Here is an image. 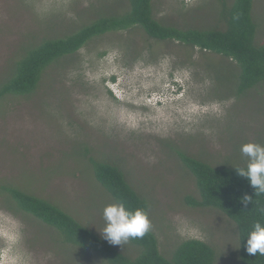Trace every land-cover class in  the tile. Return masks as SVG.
<instances>
[{"label":"rangeland","instance_id":"374dc122","mask_svg":"<svg viewBox=\"0 0 264 264\" xmlns=\"http://www.w3.org/2000/svg\"><path fill=\"white\" fill-rule=\"evenodd\" d=\"M152 3L164 25L224 27L221 0ZM128 6V0H0V87L27 47ZM252 14L260 45L264 0H253ZM235 65L198 47L152 39L137 26L93 38L49 67L32 97L0 99V185L53 202L101 238L102 210L116 201L95 179L90 159L108 160L147 199L165 258L184 240L199 239L214 249V264H240L236 224L217 209L187 202L200 197L181 161L184 154L218 168L246 166L241 145H264V84L236 93ZM174 81L178 95L171 94ZM9 205L0 192V264H110ZM112 246L130 258L142 250L131 240Z\"/></svg>","mask_w":264,"mask_h":264},{"label":"trees","instance_id":"16d2710c","mask_svg":"<svg viewBox=\"0 0 264 264\" xmlns=\"http://www.w3.org/2000/svg\"><path fill=\"white\" fill-rule=\"evenodd\" d=\"M230 4L221 0L219 21L223 28L207 29L178 28L164 25L153 12L152 0H128V9L121 14L101 15L76 32L58 38H45L34 46L27 47L15 62L7 79L0 87V99L6 95L32 97L44 79L46 71L72 56L90 40L105 33L140 27L155 40H171L203 52H213L236 63V93H242L259 83L264 84V43L254 44L256 23L252 14L253 0H232ZM86 151V150H85ZM183 165L195 178L199 200L191 197L192 206L211 207L224 213L237 226L240 238V264H264V256H252L245 250L248 233L256 222L264 226V194H255L246 178L237 175L229 162L213 167L201 158L181 155ZM95 179L111 194L116 202L134 210L144 208L148 213V202L127 181L123 169L108 160L90 159ZM4 193L17 214H30L46 225L56 229L63 240L73 245L102 253L110 264H214L215 251L199 239L184 240L171 259L165 258L158 249L157 237L150 230L143 238L130 239L141 247L140 254L130 258L86 228L77 219L45 198L28 193L15 185L2 184ZM247 194L252 202L247 206L241 202ZM9 207V210L13 208Z\"/></svg>","mask_w":264,"mask_h":264},{"label":"clouds","instance_id":"9594fccd","mask_svg":"<svg viewBox=\"0 0 264 264\" xmlns=\"http://www.w3.org/2000/svg\"><path fill=\"white\" fill-rule=\"evenodd\" d=\"M171 94L181 93L178 81L172 83ZM113 92L114 90L111 89ZM241 154L247 158L245 167H233L238 176L246 178L255 194H264V145L259 143H246L241 145ZM241 202L247 206L252 197L245 194ZM104 227L99 232L101 238L110 245L123 246L130 239L143 238L151 230V221L144 208L128 209L123 202H113L102 210ZM245 250L248 254L264 256V226L260 222L253 225L248 233Z\"/></svg>","mask_w":264,"mask_h":264}]
</instances>
